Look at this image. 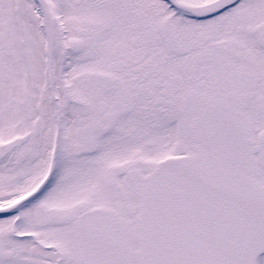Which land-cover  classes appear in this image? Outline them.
Segmentation results:
<instances>
[{"label": "snow or ice", "instance_id": "6c2138e0", "mask_svg": "<svg viewBox=\"0 0 264 264\" xmlns=\"http://www.w3.org/2000/svg\"><path fill=\"white\" fill-rule=\"evenodd\" d=\"M0 264H264V0H0Z\"/></svg>", "mask_w": 264, "mask_h": 264}]
</instances>
